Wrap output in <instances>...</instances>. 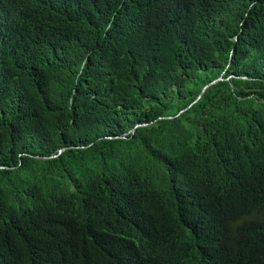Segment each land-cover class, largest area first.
Listing matches in <instances>:
<instances>
[{
  "label": "trees",
  "instance_id": "trees-1",
  "mask_svg": "<svg viewBox=\"0 0 264 264\" xmlns=\"http://www.w3.org/2000/svg\"><path fill=\"white\" fill-rule=\"evenodd\" d=\"M0 264H264V0H0Z\"/></svg>",
  "mask_w": 264,
  "mask_h": 264
},
{
  "label": "water",
  "instance_id": "water-1",
  "mask_svg": "<svg viewBox=\"0 0 264 264\" xmlns=\"http://www.w3.org/2000/svg\"><path fill=\"white\" fill-rule=\"evenodd\" d=\"M219 80H223V77L220 76L218 79H216V80L213 81L212 83H215V82H217V81H219ZM212 83L208 84V85L203 89V91H202L201 94L199 95L198 99L202 96V94L204 93L205 89H206L209 85H211ZM191 105H192V104H191ZM184 110H185V109H184ZM184 110H181V111L178 113V115H179L180 113H182ZM137 126H139V125H137ZM132 131H134V129H132ZM60 151H62V149H61Z\"/></svg>",
  "mask_w": 264,
  "mask_h": 264
}]
</instances>
